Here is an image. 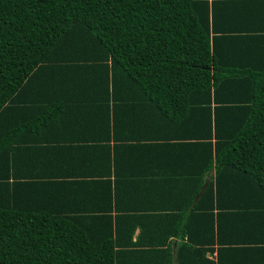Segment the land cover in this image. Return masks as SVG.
<instances>
[{"label":"trees","instance_id":"16d2710c","mask_svg":"<svg viewBox=\"0 0 264 264\" xmlns=\"http://www.w3.org/2000/svg\"><path fill=\"white\" fill-rule=\"evenodd\" d=\"M257 254L264 0H0V264Z\"/></svg>","mask_w":264,"mask_h":264},{"label":"crops","instance_id":"0c3cea01","mask_svg":"<svg viewBox=\"0 0 264 264\" xmlns=\"http://www.w3.org/2000/svg\"><path fill=\"white\" fill-rule=\"evenodd\" d=\"M235 1H238V0H235ZM243 1H250V0H243ZM153 133H152V135H153ZM179 135H183V134H179ZM53 138L57 139V134H55V136ZM61 140H63V139L60 137L58 139V141L55 142V143L56 144L58 143L61 146L62 145V141ZM158 140L159 139H157V140L154 139V141H158ZM78 146L82 148V151L86 152L87 146H86L85 143L79 144ZM123 151L127 154L126 155L127 157H128V155H130V148L129 147L123 148ZM169 154L170 155H167V154L161 155L160 152H159V154H157L156 152L154 154L151 153L150 156H151L152 159L153 158L154 159L151 161L150 160L151 158L147 159V158L143 157L147 161V162H145V161H142V159L139 158V161L141 160V162H143L142 164L140 162L139 166H140V168H143L142 170L150 171V172H157V173H160V174H161V172H164V171H167V172L180 171V168H182L184 166V164L181 163V161H182L181 158L179 156H175L171 152H169ZM129 161H133L131 156L129 157ZM78 162H80V164H82L81 156L78 157ZM128 172H130V171H128ZM205 178H207V177H205ZM136 234H137V230L134 231V235H133L132 239H134ZM234 237H236L237 239H241V240H243V239L246 240L247 239V236H245V235H243V234H241L239 232L237 234H235ZM236 238H234V239H236ZM225 239H232V236L229 235V234H225ZM179 242L180 241L178 239H170L172 252L175 251V249H176V247H177ZM253 244H257V243H253ZM258 245H260V243L257 244V245H254V246L258 248ZM205 258L207 260H210V261H215L216 260L215 252L213 251L211 253H206L205 254ZM223 264H264V255L263 254H257V255H252V256H250V255L235 256V257L232 258V260L230 258L227 262L225 261Z\"/></svg>","mask_w":264,"mask_h":264},{"label":"water","instance_id":"95a60500","mask_svg":"<svg viewBox=\"0 0 264 264\" xmlns=\"http://www.w3.org/2000/svg\"><path fill=\"white\" fill-rule=\"evenodd\" d=\"M208 181H209V178H208V177L204 179V182H203L202 186H201L200 189H199V192H198V194H197V196H196V199H197L198 197H200V195L202 194L203 190H204V189L206 188V186L208 185Z\"/></svg>","mask_w":264,"mask_h":264}]
</instances>
